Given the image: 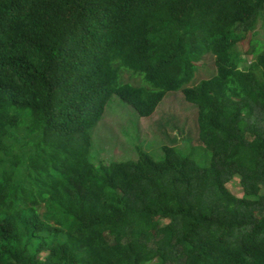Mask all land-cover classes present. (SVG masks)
<instances>
[{
  "label": "trees",
  "instance_id": "obj_1",
  "mask_svg": "<svg viewBox=\"0 0 264 264\" xmlns=\"http://www.w3.org/2000/svg\"><path fill=\"white\" fill-rule=\"evenodd\" d=\"M263 14L264 0H0V264H264V50L261 76L237 55ZM207 55L215 72L192 85ZM170 92L197 108L207 167L175 146L90 160L112 97L147 118Z\"/></svg>",
  "mask_w": 264,
  "mask_h": 264
},
{
  "label": "rangeland",
  "instance_id": "obj_2",
  "mask_svg": "<svg viewBox=\"0 0 264 264\" xmlns=\"http://www.w3.org/2000/svg\"><path fill=\"white\" fill-rule=\"evenodd\" d=\"M263 50L264 14L258 19L255 28L237 45V55L243 60L241 64L257 76H261L262 70L255 62V56ZM122 72L132 74L125 68H121ZM214 72V58L207 55L198 64L192 85L210 78ZM123 78L124 83L132 86L149 87L140 76L138 80L127 75ZM197 127V108L184 99L182 92L166 94L154 114L147 118L138 117L129 106L114 96L107 103L102 119L89 131V158L93 163L105 164L135 161V149H138L155 162H161L164 159L161 152L163 146H175L198 167L205 168L210 163V156L198 140ZM20 140L26 143L29 139L20 137ZM227 187L237 196L243 193L237 179H232ZM221 207L222 202L218 201L213 213Z\"/></svg>",
  "mask_w": 264,
  "mask_h": 264
}]
</instances>
